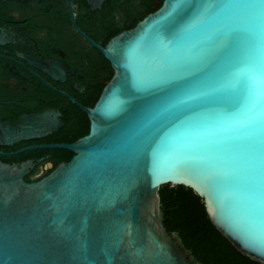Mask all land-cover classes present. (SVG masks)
I'll list each match as a JSON object with an SVG mask.
<instances>
[{
	"label": "water",
	"instance_id": "water-1",
	"mask_svg": "<svg viewBox=\"0 0 264 264\" xmlns=\"http://www.w3.org/2000/svg\"><path fill=\"white\" fill-rule=\"evenodd\" d=\"M98 47L113 73L79 105L88 132L39 145L71 158L33 181L31 161L0 160V264H202L163 224L164 183L190 187L234 248L264 264V0H163ZM62 125L50 110L0 120V145Z\"/></svg>",
	"mask_w": 264,
	"mask_h": 264
},
{
	"label": "flooded vegetation",
	"instance_id": "flooded-vegetation-1",
	"mask_svg": "<svg viewBox=\"0 0 264 264\" xmlns=\"http://www.w3.org/2000/svg\"><path fill=\"white\" fill-rule=\"evenodd\" d=\"M162 1L103 0L95 8L88 0L0 1V24L9 38L0 44V120L13 123L50 110L64 126L65 118L82 110L79 105L92 107L98 88L113 73L98 46L132 28ZM45 138L0 145V160L31 161L29 173L41 166L33 175L38 178L49 170L43 165L55 160L52 148L39 147L56 143ZM30 146L36 147L23 150Z\"/></svg>",
	"mask_w": 264,
	"mask_h": 264
},
{
	"label": "trees",
	"instance_id": "trees-1",
	"mask_svg": "<svg viewBox=\"0 0 264 264\" xmlns=\"http://www.w3.org/2000/svg\"><path fill=\"white\" fill-rule=\"evenodd\" d=\"M101 89V87L98 88L93 100ZM77 112L74 118H65L64 126L48 134L45 139L56 143H69L85 135L89 129L87 114L80 108ZM50 151L55 157L53 167L60 162L68 161L73 155L71 150L65 148H52ZM41 153L38 152L36 156ZM39 167L41 166H35L24 180H37L51 170L49 169L38 178H33ZM159 199L164 226L168 230L178 232L185 247L190 249L194 257L202 264H260L238 252L218 231L211 222L201 197L190 187L182 184H161Z\"/></svg>",
	"mask_w": 264,
	"mask_h": 264
},
{
	"label": "snow or ice",
	"instance_id": "snow-or-ice-1",
	"mask_svg": "<svg viewBox=\"0 0 264 264\" xmlns=\"http://www.w3.org/2000/svg\"><path fill=\"white\" fill-rule=\"evenodd\" d=\"M248 60H249L250 68H249V72L247 73L243 82L245 83L246 87L249 89V93L251 94L252 89H253V79H254V71L251 68V63L253 60V54L252 53H249ZM235 75L236 74H233V76H235Z\"/></svg>",
	"mask_w": 264,
	"mask_h": 264
}]
</instances>
